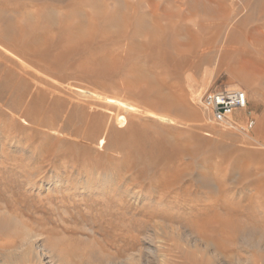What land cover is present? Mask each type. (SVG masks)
<instances>
[{"label": "rangeland", "instance_id": "374dc122", "mask_svg": "<svg viewBox=\"0 0 264 264\" xmlns=\"http://www.w3.org/2000/svg\"><path fill=\"white\" fill-rule=\"evenodd\" d=\"M228 35L245 61L194 56ZM216 85L248 93L236 128L199 102ZM45 244L264 264V0H0V264Z\"/></svg>", "mask_w": 264, "mask_h": 264}, {"label": "built area", "instance_id": "2783aa9c", "mask_svg": "<svg viewBox=\"0 0 264 264\" xmlns=\"http://www.w3.org/2000/svg\"><path fill=\"white\" fill-rule=\"evenodd\" d=\"M202 108L208 113L210 119L222 126L236 128V116L240 112L248 114V93L239 87L216 85L208 88L199 100ZM250 126L254 120L249 117Z\"/></svg>", "mask_w": 264, "mask_h": 264}, {"label": "bare ground", "instance_id": "6f19581e", "mask_svg": "<svg viewBox=\"0 0 264 264\" xmlns=\"http://www.w3.org/2000/svg\"><path fill=\"white\" fill-rule=\"evenodd\" d=\"M232 2V1H231ZM228 4V3H227ZM232 6V5H231ZM234 7V6H233ZM234 9V8H233ZM232 9V11H233ZM236 11V10H235ZM233 15H235V12L233 13ZM219 20V19H218ZM236 25V24H235ZM222 28V27H221ZM220 28V29H221ZM235 26H233L231 28V31L232 30H235ZM259 29V28H258ZM247 40H250V37L247 36ZM207 41V40H205ZM232 37H230V35H228L227 37H225V44L226 45H215V39H210L208 40L206 43H204V45H201L200 47H202L201 50L197 51L195 50V55L194 56H197L198 58H200V60H212L214 59L215 57H218L219 58V62L220 63H224L226 62L227 60H230L232 58H236V55H239L238 58L242 57V60H246L245 58L250 55V52L248 53L245 49L243 48H239L237 46H234L232 44ZM203 42V41H202ZM217 48V50L215 51L214 49ZM214 52H217V54L214 56ZM218 62V63H219ZM206 83H202V84H191L192 85V88H193V91L196 92L197 94H200L201 90L204 88V85ZM232 87V86H231ZM173 100V99H172ZM172 102V101H171ZM175 102V101H174ZM178 106V105H177ZM180 179V178H179ZM217 197V194H215ZM213 200V199H212ZM38 234V233H37ZM40 234V233H39ZM34 235V234H33ZM32 237V236H31ZM40 239V238H38ZM36 240V239H35ZM42 241V240H41ZM43 243V242H42ZM43 245V244H42ZM41 245V246H42ZM39 247V246H38ZM49 246H46V244L41 247L42 248V251H40V253L37 254V260L36 261H33L31 262L33 259L31 258V261L28 262L27 264H47V260L48 259V262L49 264H60V263H57L60 259H58L57 257H55L56 255H54L52 249L48 248ZM139 253V252H138ZM139 255V254H138ZM140 257V256H139ZM57 258V259H56ZM35 259V257H34Z\"/></svg>", "mask_w": 264, "mask_h": 264}]
</instances>
